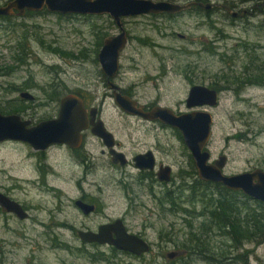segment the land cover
Segmentation results:
<instances>
[{
  "label": "rangeland",
  "instance_id": "1",
  "mask_svg": "<svg viewBox=\"0 0 264 264\" xmlns=\"http://www.w3.org/2000/svg\"><path fill=\"white\" fill-rule=\"evenodd\" d=\"M8 1L0 0V5ZM256 7L258 5L255 2H245L234 8L248 10L243 20L236 18L238 26L228 22L233 18L221 8H214L209 13L200 8V11L192 9L173 16L151 14L125 17L123 20L129 42L120 55V71L113 81L131 89L141 102L160 103L175 111H187L186 99L190 87L193 84L208 85L210 76L217 74L225 65L210 52V40L215 35L214 26L230 36L224 43L227 44L228 53H223L231 64L228 73L236 71L240 74L241 68L249 65L252 56V61L262 67L264 75V12L255 11ZM109 19L112 20L109 15H62L46 9L28 11L24 16L13 15L10 20L0 19V70L3 72L0 93L18 97L22 90H27L37 99L45 100L57 88L63 93L85 95L101 106L102 118L124 147L143 149L153 146L162 151L160 155L172 166L173 180L165 185L163 193H159V188L156 189L159 199L145 194L138 203H133L116 185L119 173L110 167L106 159L102 161L96 175L94 173L89 177L100 181L102 191L98 192L95 186L84 185L91 194L103 199V211L93 218L95 223L124 217L131 231L141 233L151 244V250L142 255L119 253L116 264H264V242L244 243L235 250L225 247L233 253L225 261L219 260L223 257L218 254L217 246L227 238L215 233L210 235V245L215 255L212 254L209 261L204 256H190L187 253L174 260L167 258L168 252L184 250L192 230H204L199 227V217L182 210V207H186L196 209L197 213L203 209L202 202L197 199L193 201L192 186L199 176L198 172L194 173L189 155L191 152L179 138L177 129L170 126L158 128L134 117L126 118L113 97L108 95L109 89L101 65L95 59L100 52H96L97 41L103 33L106 31L114 35L119 32L117 25L110 24ZM25 35L28 37L26 46L29 51L23 62H16L14 56L18 53L17 46ZM247 46L250 50L246 49ZM249 95L255 101L251 107L238 101L232 92L222 96L217 108L207 107L214 116L212 141L207 149L212 154L211 161L223 153L228 156L224 169L226 174L242 173L264 160V82L262 89ZM39 100L30 104L28 115H36L39 119L50 117L53 110L49 106L39 105ZM0 108L3 113H15L20 110V105L15 101H6L0 104ZM249 129L252 131L247 134L246 140L238 139L240 134L237 133L248 132ZM233 134L237 138L228 139ZM87 146L101 147V144L93 138ZM21 154L22 148L18 144H0V183L9 184L11 178L21 176L18 169ZM67 170H58L62 179L67 177V172L70 173L69 178L79 174L75 168ZM10 174L13 177H8ZM22 174L32 176L23 171ZM55 184L69 190L72 197L79 196L73 182L58 181ZM26 189L25 192H17V195L28 203L35 202L38 205L35 215L39 220L62 222L77 217L78 210L64 196H53L38 187L33 189L29 186ZM60 199L70 206H65V212L62 213L54 210L61 206ZM251 206L256 207V203L251 202ZM191 223L194 226L190 227ZM56 231L51 235L43 234V231L29 235L39 245L35 253L36 263L91 264L82 255L84 251L69 249L68 244L81 242L78 236L64 229L56 228ZM226 241L231 245L229 239ZM19 244L22 245L18 254L22 264H27L30 259L33 262L31 245L22 240H19ZM99 251L111 253L105 247ZM88 252H96V249L89 248ZM239 255L240 258H237Z\"/></svg>",
  "mask_w": 264,
  "mask_h": 264
},
{
  "label": "flooded vegetation",
  "instance_id": "2",
  "mask_svg": "<svg viewBox=\"0 0 264 264\" xmlns=\"http://www.w3.org/2000/svg\"><path fill=\"white\" fill-rule=\"evenodd\" d=\"M233 19L228 20V22L234 24L235 26H238V19ZM241 20L243 19L241 18ZM213 28L215 31V35L210 40V52L214 58L221 59V62L225 65L221 67V70L217 72V74L213 73L210 76V81L207 86L217 92V103L209 108H217L220 104L222 96L225 95V93L229 92L234 93V96L238 101L246 103L249 107L255 105L253 97L249 94L250 92L263 88L264 75L262 72V67L252 61L253 58L252 56H250L252 60L249 62L248 66H244L243 68H241L242 72H240V74H237L236 71L228 73V68H231V64L223 53H228L227 44L224 43L229 39L230 36L226 33V31H223L222 29H217L215 26ZM2 76L3 72L2 70H0L1 80ZM103 78L107 88L109 89L107 91L108 95L112 96L114 99L115 91L109 87L107 83L108 79L105 74ZM114 83L119 87V90H117L119 93L137 101V105L142 106L143 110L145 111H150L153 107L161 105L160 103L141 102L140 99L136 97V94H134L131 89H127L125 86L119 85L115 81ZM18 89L20 90V87H18ZM60 91V89L54 88L51 92L50 98H47L45 100L37 99V97L33 93L27 90H22L19 93L18 97H8L7 93H0V104L6 101H15L16 104L20 105V110L18 112L1 113L19 114L21 115L22 119L30 120L31 123L28 125V127L31 128L40 124L43 121L55 119L59 116L62 98L69 93H74H63ZM24 92H30L34 97L30 99L25 96H22V93ZM74 94H77L83 99L90 120L89 127L82 131V143L79 146L73 147L70 144L64 142L50 144L44 149H35L29 142L17 140H7L0 142V144H18L22 148V154L18 168L21 172V176L16 179L11 178L12 182L9 184L0 183V192L6 197H8L10 201L17 203L21 207L19 208V212H16L13 210H9L8 206L2 205L0 203V264H22V261L19 258V252L20 248H22V245L19 244V240H22L26 244L31 245L30 247L32 252L30 255L33 259V262H31L30 259L29 261H27V264H38L34 260L37 259L35 253L38 251L39 245H37V240L34 237H30L29 235L40 233L41 231H43V234L46 235L55 234L57 233V231L55 232L56 228L68 230L74 233L75 236H78L80 238V243L68 244V246H70L69 249H73L75 251H84L85 253H82V255H85L91 264H116L119 261V253L135 255L128 251L120 250L114 245L108 243L88 242L82 239L81 232H98L102 225L114 222L118 218H121L124 221L128 232L137 234L140 237L144 238L141 233H135L131 231L129 226L126 224V219L124 217H117L113 219L108 218V221L95 223L93 218L97 217L103 211V199L100 196L96 197L94 194H91V192H89L84 185L89 184L90 186H95L98 189V192L102 191V185L100 181L94 179L91 180L89 177L93 176L94 173L96 175V171L99 169L104 159H106L112 169L119 173L116 185L122 190L123 194L127 198L132 200L133 203H138L139 200H141V198L145 194L153 196L154 199H159L160 197L158 196V192L156 191V189L159 188V193H163L165 185L173 180L172 166L167 162L164 157L160 155L162 151H159L157 147L153 146L143 149H138L136 147H124L122 142L117 139L114 131L108 128V125L102 118L101 106H97L95 100L92 101L88 99L85 95L82 96L78 93ZM38 100L39 102H41L39 103V105L49 106L51 110H53L54 113L50 117L39 119L36 115H28V110H31L30 104H34ZM117 107L121 110V112L125 115L126 118L134 117L141 120L142 122L152 124L153 126L158 128L168 127V125L163 124L159 120H148L142 117L141 115H133L127 113L118 105ZM93 111L95 113L94 117L92 115ZM187 111H189V109ZM187 111L179 110L176 111V113L180 114ZM212 117L214 125L213 114ZM92 119L94 121H92ZM100 119L104 122L105 127L114 136V144L112 147H108L104 143V140L101 137L97 136L93 131V122H97ZM251 131L252 130L249 129L248 132L242 131L237 133L240 134V137L238 139L246 140V138H248L247 134ZM178 136L183 141V138L180 137V135ZM93 138L97 139L100 142L101 147L91 146L89 148L87 146L89 141ZM232 138H237V135L233 134L228 136V139L231 140ZM211 141L212 138L210 142ZM112 150L123 153V155L125 156V160H127L126 163L122 164L121 158L118 157V161H115ZM223 154H220L218 158ZM216 159H214L212 162H214ZM167 167L171 168V179L169 181L164 178V176H166L165 170L167 169ZM70 168H75L79 171V174L75 177L69 178L70 173L67 172V177L62 179L58 170L60 169L68 171L67 169ZM257 168L264 170V160H260L258 165L252 166L250 170H245L244 172H251ZM22 171L30 173L32 176L26 177L22 174ZM8 177L13 176L10 174L8 175ZM58 181H62L64 183L73 182L74 186L77 188L79 196L72 197L70 195L69 190L67 191L61 186H56L55 183ZM29 186L33 189L38 187L41 191H45L49 194H52L53 196H64L78 210L77 217H74L72 220L68 219L62 222H45L43 220H39V217L35 215V210L39 209L38 205H36L35 202L28 203L26 200L19 198V196L17 195V192H25L26 190H28L26 189V187ZM242 197L246 201H248L250 205L251 202L256 203V207H258V205H260L262 202L259 200H255L246 194L242 195ZM60 202L61 206L55 207L54 209L58 213L65 212V206L70 207L69 203L65 205L61 199ZM256 231L259 232L258 229ZM2 235H9V237H4ZM104 247L110 249L111 253L108 254L99 251V249ZM89 248L96 249V252L86 253ZM179 252L180 254L185 253L184 250ZM17 255L18 257H16Z\"/></svg>",
  "mask_w": 264,
  "mask_h": 264
},
{
  "label": "water",
  "instance_id": "3",
  "mask_svg": "<svg viewBox=\"0 0 264 264\" xmlns=\"http://www.w3.org/2000/svg\"><path fill=\"white\" fill-rule=\"evenodd\" d=\"M194 6L205 10L215 7L224 9L232 18H243L247 9L237 11L222 2L188 1L179 3L170 0H9L0 5V16H24L26 12H39L46 9L49 12L67 15H109L117 25L119 32L106 36L98 54V60L108 85L115 91V103L127 113L141 115L148 120H159L181 132L185 145L190 150L200 179L215 183H222L230 190L242 191L249 197L264 202V170L257 168L251 172L226 174L228 156L221 155L214 162L211 152L207 149L213 134V117L205 107H212L217 103V92L207 85H193L186 99L187 112L176 113L169 106H155L150 111L143 110L137 101L122 95L113 79L120 70V55L129 42V35L125 28L124 18L151 14H180ZM1 80V78H0ZM22 96L32 99L30 92ZM95 116L94 111L92 112ZM89 115L83 99L74 93L62 98L59 116L55 119L43 121L31 128L30 120L22 119L19 114H3L0 112V142L17 140L29 142L35 149H44L53 143H68L73 147L82 143V131L89 127ZM92 121H94L92 119ZM94 133L104 140L108 147L114 144L113 134L105 127L100 119L93 122ZM115 161L121 158L125 164L123 153L112 150ZM164 178L171 179V168L167 167ZM0 203L8 206L9 210L19 212L20 205L10 201L0 192ZM81 237L88 242L108 243L116 248L135 255H142L150 251L147 240L137 234L128 232L121 218L104 224L98 232H81ZM180 255L179 251L167 253L169 260Z\"/></svg>",
  "mask_w": 264,
  "mask_h": 264
},
{
  "label": "trees",
  "instance_id": "4",
  "mask_svg": "<svg viewBox=\"0 0 264 264\" xmlns=\"http://www.w3.org/2000/svg\"><path fill=\"white\" fill-rule=\"evenodd\" d=\"M185 1L188 2L193 0ZM195 1L206 3L210 0ZM219 2L228 4L231 8H235L245 2H255L258 5L255 11L264 12V0H219ZM193 9L197 11L201 10L196 6H194ZM204 11L209 12L210 10L204 9ZM226 14L228 13L226 12ZM10 18L11 16H0V19L4 20H10ZM109 22L110 24L115 23L111 19H109ZM108 35L109 34L105 31L103 33V36H101L97 41L98 48L96 52L100 50L99 48H101L104 38ZM27 41L28 37L26 35L23 36V40L19 41V44L17 46L18 53H16L14 56V60L16 62L24 61V56H26L25 54H27V52L29 51L28 47L26 46L28 44ZM246 49L250 50V47L247 46ZM95 60L97 62L98 58H96ZM0 112H3L2 108H0ZM177 132L180 137H182L181 132L179 130H177ZM189 155L190 161L194 168V173L197 174L191 153ZM192 189L194 196L193 201L197 199V201L202 202L203 209H200V211H198L197 213L196 209L191 210L189 208L182 207V210L185 213L190 214L191 216L199 217V227L200 229L204 230H192V232L189 233L190 237L188 238V242L184 247L185 253L190 256H204L205 259L209 261L211 255H215L213 252V247L212 245H210V235H212V233H215L217 236L219 234L230 240L231 245L227 244L226 239L221 240L222 243L217 246L219 247L218 254L223 257L219 260L223 261L226 260L232 252H228L226 250L227 248H234L235 250L241 248L244 243L261 244L264 242V203L261 202L258 207H252L250 203H248V201H246L242 197V195L245 194L241 191L230 190L222 183L204 181L200 178L197 179V182H195V185L192 186ZM173 204H176V202H173ZM191 226H194V224L191 223L190 227ZM257 229L259 230V232L256 231ZM225 247L227 248L225 249ZM183 256L184 253H181L177 258ZM237 258H240V255ZM243 262L245 261L243 260ZM246 264H248V262H246Z\"/></svg>",
  "mask_w": 264,
  "mask_h": 264
},
{
  "label": "bare ground",
  "instance_id": "5",
  "mask_svg": "<svg viewBox=\"0 0 264 264\" xmlns=\"http://www.w3.org/2000/svg\"><path fill=\"white\" fill-rule=\"evenodd\" d=\"M196 7H198V6H196ZM199 8H200V7H199ZM192 9H193V7H192L191 9L186 10V11H189V10H192ZM201 9H203V8H201ZM203 10H204V9H203ZM186 11H185V12H186ZM210 11H211V10H210ZM210 11H209V12H210ZM209 12H208V13H209ZM81 15H82V14H81ZM244 16H245V15H244ZM238 18H241V17H238Z\"/></svg>",
  "mask_w": 264,
  "mask_h": 264
}]
</instances>
